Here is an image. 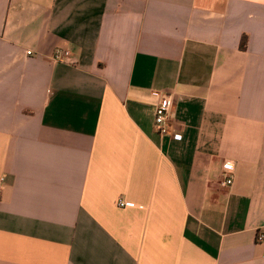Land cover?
<instances>
[{
	"label": "crops",
	"instance_id": "0c3cea01",
	"mask_svg": "<svg viewBox=\"0 0 264 264\" xmlns=\"http://www.w3.org/2000/svg\"><path fill=\"white\" fill-rule=\"evenodd\" d=\"M0 178V264H264V0H0Z\"/></svg>",
	"mask_w": 264,
	"mask_h": 264
},
{
	"label": "built area",
	"instance_id": "2783aa9c",
	"mask_svg": "<svg viewBox=\"0 0 264 264\" xmlns=\"http://www.w3.org/2000/svg\"><path fill=\"white\" fill-rule=\"evenodd\" d=\"M28 54H30L28 52ZM52 60L54 62H64L75 65L73 55L71 52L57 48L53 52ZM158 94V101L154 108V129L160 136H177L176 125L172 121V111L174 107V97L170 93H156ZM223 168V179L220 181L222 186H230L233 182V166L230 163H225ZM3 179L0 178V186ZM122 205V204H121ZM256 241L264 242V228L256 231Z\"/></svg>",
	"mask_w": 264,
	"mask_h": 264
},
{
	"label": "trees",
	"instance_id": "16d2710c",
	"mask_svg": "<svg viewBox=\"0 0 264 264\" xmlns=\"http://www.w3.org/2000/svg\"><path fill=\"white\" fill-rule=\"evenodd\" d=\"M246 44H247V39H246V37H243L242 40H241V43H240V48L242 50H245Z\"/></svg>",
	"mask_w": 264,
	"mask_h": 264
}]
</instances>
